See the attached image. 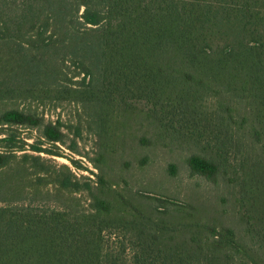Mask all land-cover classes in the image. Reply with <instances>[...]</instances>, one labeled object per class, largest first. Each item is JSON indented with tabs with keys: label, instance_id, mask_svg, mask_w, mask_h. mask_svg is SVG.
<instances>
[{
	"label": "rangeland",
	"instance_id": "1",
	"mask_svg": "<svg viewBox=\"0 0 264 264\" xmlns=\"http://www.w3.org/2000/svg\"><path fill=\"white\" fill-rule=\"evenodd\" d=\"M166 1L176 4V0ZM9 3L13 51L109 47L108 0ZM1 4L2 0L0 27ZM159 4L162 0H125L127 47L219 48V0H183L176 18L162 14ZM233 5V47L264 50V0H233ZM10 76V86H19L23 74L16 65ZM221 90L217 64L125 65L120 137L106 162L97 161L95 140H88L85 132L79 154L67 148L70 138L64 151L88 170L73 167L66 157H54L69 169L12 174V264H110L113 184L129 197L131 208L142 205L144 212H153L152 207L166 212V223L224 226L242 236L250 226L255 228L261 209L251 191L256 182L248 178L250 170L244 165L264 164V64L233 65L228 95L230 161L237 167L208 176L195 172L189 160L198 155L219 163ZM70 103L62 100L54 107L47 102L39 110L46 120L61 116L67 123H76V103ZM21 135L26 138L37 133L22 128ZM110 141L113 145V139ZM136 193L158 197L160 202L151 204ZM58 212L69 214L67 231L64 218L54 217ZM53 223L61 229L54 231Z\"/></svg>",
	"mask_w": 264,
	"mask_h": 264
},
{
	"label": "trees",
	"instance_id": "2",
	"mask_svg": "<svg viewBox=\"0 0 264 264\" xmlns=\"http://www.w3.org/2000/svg\"><path fill=\"white\" fill-rule=\"evenodd\" d=\"M109 1V47L105 49H72L63 51H13L11 49V13L9 0H2L0 27V264L11 260V177L14 173H53L68 164H59L54 157H66L78 169L88 170L68 149L79 154L83 133L94 141L97 161L116 151L121 128V103L124 66L131 63H194L217 64L222 85V116L219 163L206 157L192 156V169L203 175L226 171L230 161L229 96L234 64H264V50L235 49L232 45L234 24L233 0H219L218 49L169 50L164 48H129L124 43L125 0ZM160 12L176 18L183 0L170 5L162 0ZM16 65L23 77L19 86H10V70ZM0 78V79H1ZM15 99H23L18 103ZM62 100L76 103L78 121L65 122L59 116L46 120L40 107L47 102L54 107ZM58 104V105H57ZM22 128L36 136L24 138ZM119 132V133H118ZM28 139H32L29 142ZM113 139V145L111 143ZM102 173V166L94 163ZM248 178L256 183L251 191L261 209L255 228L245 236L233 228L205 227V224L166 223V212L152 207L144 212L142 205L130 207L129 197L112 185L110 228V264H264V164L244 165ZM237 167V166H234ZM105 183V178L100 176ZM154 204L160 198L136 193ZM167 201V200H166ZM164 202V201H163ZM162 204H166L163 203ZM170 202V201H169ZM174 203V202H173ZM172 202L170 204H173ZM167 205V204H166ZM64 218L67 231L69 214ZM52 229L60 226L53 223Z\"/></svg>",
	"mask_w": 264,
	"mask_h": 264
}]
</instances>
